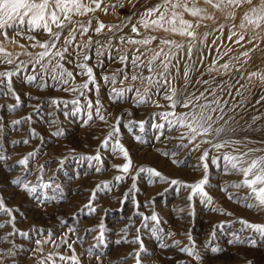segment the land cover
Instances as JSON below:
<instances>
[{"label": "rangeland", "instance_id": "1", "mask_svg": "<svg viewBox=\"0 0 264 264\" xmlns=\"http://www.w3.org/2000/svg\"><path fill=\"white\" fill-rule=\"evenodd\" d=\"M193 2L206 9L199 17L183 14V18L194 27L199 25L195 28V44L200 52L197 54L194 50V57H202L203 62L198 63L199 71L192 74L193 78H200L203 73L202 78L215 87L211 80L215 76L216 82L226 86L237 101L243 97L235 88L244 85L241 92L247 97L245 108H237V111L246 112V119L253 114H264V100H260L264 95V83L259 79V74L264 73V29H258L243 19L244 12L239 8H225L223 5L215 8L207 5L205 0ZM105 3L122 6L114 10L110 8L107 13L97 10L74 17L85 24L89 20L92 22L88 34L77 35L78 43L86 42L90 35L93 41L99 40L107 49L104 56L95 55L98 45L94 44L89 51L93 58L87 64L93 69L98 92L93 85L84 96L65 91V85L57 84L47 76L43 77L47 81L43 86L40 77L34 83L26 82L28 76L36 74L27 63L21 67V75L13 77L15 94L0 89V156L5 157L0 161V198L11 209L10 216L0 213V224L5 225L0 228V251L12 249L16 253L5 264H40V261L44 264H71V261L60 260V255H76L80 264H138V260L139 264H264V235L240 223L241 219L264 223V212L255 206H247L254 201L247 198L249 189L237 187L242 184L241 173L232 171L220 158L230 150H217L208 144H201L199 150H193L191 145L180 147L179 137L184 129L169 125L160 114L166 111L182 113L184 109H170L162 92L152 97L160 107L151 102L136 103L134 93H127L124 99H115L111 89L127 87L129 81L121 85L122 76H118L113 85L102 79L122 68L118 59L108 58L120 54L112 45L123 47L131 56L140 46H121L118 37L126 35L140 39L131 32V24L137 23L145 9L159 4L160 0H132L131 3L129 0H105ZM232 12L235 15L230 16ZM129 17L132 18L130 23ZM122 20L128 26L116 34L111 44L109 37L113 34L107 28L99 35L94 32L98 21L114 25ZM140 31L143 35L168 38L184 45L183 51L178 52L181 56L180 77L173 81L174 86L181 87L184 54L190 38L143 27ZM7 32L10 38L15 36L12 29ZM67 32L65 29L64 35ZM28 35L35 36L38 41L48 38L42 31L26 32L25 36L16 37L19 43H12L11 39L5 41L0 36L16 64L30 59L25 51H42L38 46H30L35 41L28 40ZM240 35L253 43L235 44ZM230 36L232 40H229ZM158 44L159 39L150 47L157 49ZM245 51L248 56L243 55ZM224 63L230 65L231 71L220 67ZM14 67L0 63V71H10ZM65 67L74 75L81 71L72 64L66 63ZM253 72L258 75L251 76ZM144 74L148 75L147 72ZM85 80L87 76L76 75L73 86ZM131 83L139 86L138 81ZM247 88H251V93ZM217 94L233 102L232 96L219 89ZM16 95H19L20 103L12 108L17 104ZM53 100H78L79 103L54 104L51 103ZM97 100L102 106L99 114ZM257 100H260L259 104ZM89 101L92 107H88ZM100 115L105 119L101 120ZM260 123H264V118ZM113 127L119 131L108 139L107 146H102ZM117 142L127 150L132 161L128 173L121 170L127 160ZM183 143L188 144V140ZM205 149L208 157L202 160L200 157ZM96 156L100 159L93 158ZM26 157L27 164L21 165L19 161ZM141 168L143 172L139 171ZM148 169H155L161 175L156 176ZM117 176L122 179L116 180ZM204 176L208 181L204 188L211 203L186 187ZM21 177L24 178L23 184L13 183ZM172 180L180 183L173 184ZM153 215L158 217L159 223L150 219ZM10 220L12 222L8 223ZM62 236H66L72 249L62 243ZM137 237L143 242V251L139 242H133ZM50 238H55L56 243H51ZM37 241L41 243L37 244ZM176 241L180 242L179 245ZM193 241L199 259L180 250L185 246L193 247ZM37 248L42 252L34 251ZM212 248L219 251L213 252ZM49 255L52 259L45 260Z\"/></svg>", "mask_w": 264, "mask_h": 264}, {"label": "snow or ice", "instance_id": "2", "mask_svg": "<svg viewBox=\"0 0 264 264\" xmlns=\"http://www.w3.org/2000/svg\"><path fill=\"white\" fill-rule=\"evenodd\" d=\"M129 2L131 3L132 0H129ZM205 3L215 8H220L221 5L225 8H239L241 12H244L243 19L258 29H264V0H217L215 3L214 0H205ZM102 4L104 5L103 8L101 7ZM120 6L122 5L119 3L108 5L105 3V0H0V36L5 41L11 39L12 43H19L16 37L25 36L26 32L39 33L42 31L47 33L48 37L44 41H38L35 36L28 35L26 37L28 40L35 41L30 46H38L42 51L38 53L25 51V54L30 59L27 62L20 61L19 64H16L12 59V54L8 53L3 46V41H0V54H2L0 63L15 65L13 70L0 71V89L6 90V93L15 94L12 82L13 77L21 75V67L27 63L31 64L32 71L36 74L28 76L26 82L34 83L40 77L43 86L47 84V81L43 80V77L47 76L49 80L65 85L66 87L63 89L65 91L79 93L81 96H84L87 91L91 90L89 86L93 85L98 92L99 85L96 83L93 69L87 64V61L93 58L89 55V51L95 44L99 46L95 51V55L104 56L107 49L99 40L93 41L90 35L86 42L78 43L77 35L84 36L88 34L92 22L89 20L85 24L74 20V17L85 16L97 10L107 13L110 8L114 10ZM204 11L206 9L196 6L193 0H160L159 4L146 8L140 15L137 23L131 24V32L141 38L135 39L126 35L118 37V44L121 46L131 44L139 45L140 47L135 48L130 56L123 47L112 45L120 54L115 57L109 55L108 58L118 59L122 64V68L109 76L102 77V79L113 85L117 83L118 76H122V79L119 81L121 85L125 81H129V86L127 87H113L111 89L115 99H124L127 93H134L133 99L136 103L145 104L151 102L160 107L152 97L162 92L163 99L168 101L170 109H176L177 107L184 109L185 111L182 113L166 111L160 114L168 120L169 125L184 129L179 137L181 140L180 147L191 145L193 150H199L201 144H208L217 150L229 149L230 151L224 153L220 158L225 161L226 166L230 167L232 171L241 173L243 177L242 184L237 185V187L249 189L250 193L247 198L254 201V203L247 206L249 208L255 206L259 211L264 212V135H261L264 134V123H260L262 118H264V114H253L250 119H246V112L237 111V108H245L247 97L241 92V88H245L244 85L235 88L236 93L243 97V99L237 101L236 97L232 96V92L226 86L216 82L215 76L211 77L212 83L215 84V87H213L209 80L202 78L203 73L197 79H194L192 75L194 72L199 71L197 67L198 63L203 62L202 57L198 55L194 57V50L197 54L200 52L195 44V37L197 35L195 28L199 25L197 24L194 27L192 23L183 18V14L189 13L192 17H199ZM249 13H251V16H249ZM229 15L233 16L235 13L232 12ZM127 19L128 23H130L132 18L129 17ZM138 25L147 30H162L165 33L178 34L190 38L188 40V50L184 54L186 59L183 62V84L181 87L177 88L174 86L173 81L180 77L181 56L178 55V52L183 51L184 45L168 38L143 35ZM127 26V23L123 20L120 24L114 25H106L98 21L94 32L99 35L107 28L113 34V37H109V44H111L116 34L122 32L123 27ZM7 29H12L15 32V36L10 38ZM65 29L68 30L67 35H64ZM235 35L233 33V36ZM157 39H159L157 49L151 48V43ZM229 40H232L231 36ZM242 42L245 44L253 43L251 39H246L244 35H240L234 41L235 44L243 46ZM58 44L60 45L59 47ZM19 46L25 48L23 44ZM70 49H73V51H70ZM243 55L248 56V51H245ZM66 63L72 64L81 71L74 75L73 71L65 67ZM220 67L231 71L228 63H224ZM239 70L237 69V71ZM129 71H131V75H129ZM209 71L211 72L212 69L210 68ZM145 72L148 75H145ZM76 75L87 76V80L73 86ZM257 75L256 72L251 73L253 77ZM259 79L264 83V73L259 74ZM137 81L139 82V86L131 83ZM237 83L239 82L237 81ZM190 88L193 90L189 91ZM217 89L228 96H232L234 103L218 95ZM246 90L251 93V88H247ZM260 100H264V95L260 96ZM260 100H257V104L260 103ZM16 101L17 104L12 105V108L19 106V95H16ZM51 103L78 104L79 101L53 100ZM96 104L99 106L96 109L99 114L100 107L102 106H100L99 100L96 101ZM225 106H228L227 109ZM88 107H92L91 101H89ZM169 117H175V119L170 120ZM100 119L104 120L105 117L100 115ZM15 123L19 124L20 121H15ZM118 131V128L113 127V132L109 133V137L106 138L102 146H107L108 139L112 137L113 133ZM185 139L188 140V144L183 143ZM117 147L127 160L121 170L124 173H128L132 166V161L128 157L127 150L122 145H119L118 142ZM29 155L31 156L32 154L30 153ZM207 157L208 151L205 149L200 158L204 160ZM93 158L96 160L100 159L99 156ZM4 159L5 157L0 156V161ZM19 163L21 165L27 164V157L20 160ZM204 167L206 168L207 164ZM99 170L97 168V171ZM139 171L143 172L144 169L141 168ZM148 171L156 176L161 175L155 169H148ZM121 179L122 177L120 176L116 177L118 181ZM207 182V177L204 176L198 182L186 185V187L191 188L194 194L205 197L206 201L211 203V197L204 188ZM13 183L17 185L23 184L24 178H18ZM171 183L177 184L180 182L172 180ZM25 188L32 191L28 185H25ZM86 207L88 206L86 205ZM91 211L94 212L95 209L92 208ZM0 213L11 215V209L5 206L2 198H0ZM150 219L159 223L156 215L151 216ZM11 222V220L8 221V223ZM240 223L245 228L264 235V223H251L244 219H241ZM3 227L5 225L0 224V228ZM69 231L74 232V229H70ZM188 238L192 239L190 235ZM60 239L64 245L72 249V245L68 243L66 236H62ZM50 240L51 243H56L55 238H50ZM47 242L45 241V243ZM133 242H139L141 246L140 250H144L143 242L139 240V237ZM40 243V241H37V244ZM179 243V241H176L177 245ZM194 247L195 242L193 241V247L185 246L180 250L186 252L189 256L195 255L199 259V253L194 252ZM211 250L213 252L219 251L217 248H212ZM34 251L42 252V249L37 248ZM15 255L16 253L12 249L0 251V264H5L8 258ZM138 257L139 252L137 253ZM51 259V255L45 257V260ZM59 259L71 261V264H80L79 258L76 255L67 257L60 255ZM40 264H44V261H40Z\"/></svg>", "mask_w": 264, "mask_h": 264}]
</instances>
